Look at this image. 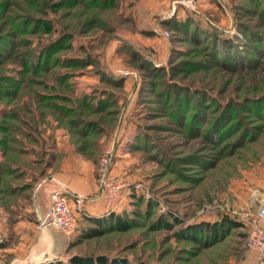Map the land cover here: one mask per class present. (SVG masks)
<instances>
[{
  "label": "rangeland",
  "instance_id": "obj_1",
  "mask_svg": "<svg viewBox=\"0 0 264 264\" xmlns=\"http://www.w3.org/2000/svg\"><path fill=\"white\" fill-rule=\"evenodd\" d=\"M176 1L0 0V264L48 243L37 264H256L264 0ZM105 158L121 191L95 215ZM59 181L83 201L76 237L42 225ZM112 213L128 228L92 221Z\"/></svg>",
  "mask_w": 264,
  "mask_h": 264
},
{
  "label": "built area",
  "instance_id": "obj_2",
  "mask_svg": "<svg viewBox=\"0 0 264 264\" xmlns=\"http://www.w3.org/2000/svg\"><path fill=\"white\" fill-rule=\"evenodd\" d=\"M197 0H177L175 2L176 7H184L186 9L193 10L196 8ZM108 157V155L106 156ZM103 160L105 164V172L103 173L102 183L104 187H110L108 197L104 196V200L100 197H96L95 201L103 200L107 208L112 209L121 191L119 185L112 187L110 184V178L107 177V171L109 170L111 160ZM101 183V184H102ZM103 186V185H102ZM77 209L83 210V201L79 197L75 199ZM73 202V200H72ZM71 197L62 188H56L52 191L50 196V203L46 212V215L42 218V225L50 224L54 228L58 229L67 238H72L78 230V219L72 208ZM250 230L247 238V248L256 252L258 255V261L256 264H264V198L260 202V206L256 214L249 220Z\"/></svg>",
  "mask_w": 264,
  "mask_h": 264
},
{
  "label": "crops",
  "instance_id": "obj_3",
  "mask_svg": "<svg viewBox=\"0 0 264 264\" xmlns=\"http://www.w3.org/2000/svg\"><path fill=\"white\" fill-rule=\"evenodd\" d=\"M52 186H53V188L51 189V191L49 193V196H48V200L46 202V209H48V206H49V203H50L51 193L56 188H62V189H64L65 191H67V193L69 194L70 197L71 196L72 197H75V196H77L80 193V192L76 191L75 189H73V187L71 185H67V184H65L63 182H60V181L57 182L56 184L53 183ZM89 192H93V191L90 190V189H88V193ZM72 204H75V203L72 202ZM30 209L32 210L31 214H32L33 218L36 219V221H38V219H40V218L43 217L44 212L42 211L43 210V207L41 205L40 206L33 205V206L30 207ZM106 210H107V206L104 203V201H102V200L92 201L91 203H89V205H86V211L88 213L90 212V213L95 214V215L103 214V213H105ZM46 212H47V210H46ZM40 230L44 234L46 233L45 234L46 237L47 236L50 237L49 229H45V230L40 229ZM53 249H54L53 243L52 244L48 243L47 244V247L45 249L37 250L34 254H32L31 256L27 257L28 258V261L25 260L26 261L25 264H37V263L43 261L44 259L48 258L50 256V254H55V252H53ZM251 255L254 257L253 254H251ZM257 261H258V258H257ZM257 261H256V263H257Z\"/></svg>",
  "mask_w": 264,
  "mask_h": 264
},
{
  "label": "trees",
  "instance_id": "obj_4",
  "mask_svg": "<svg viewBox=\"0 0 264 264\" xmlns=\"http://www.w3.org/2000/svg\"><path fill=\"white\" fill-rule=\"evenodd\" d=\"M188 21H190V20H188ZM174 23H176L175 21H174ZM187 23V22H186ZM181 25V24H180ZM182 25H184V26H186L185 24H182ZM187 27V26H186ZM224 34V33H223ZM223 36V35H222ZM224 39H227V36L226 37H224ZM86 216V215H85ZM122 216L123 215H121L120 213H117V214H110V215H108L107 217H102V218H95V219H93L92 221L93 222H96V224H98V226L99 227H103V226H105L106 224H117L118 225V227H120V229H126V228H128L127 227V225L125 224L126 223V221L124 220V219H122ZM86 219H88L87 217H86ZM203 224V223H202ZM202 224H200V225H197V226H204V225H202ZM220 224V223H219ZM221 224H223V226H227L228 228L229 227H232V226H235V225H237V223H235L234 221H232L231 219H229V218H225V220L223 221V222H221ZM192 227H195V226H192ZM207 227L210 229V230H212V229H217L218 227H217V225H214V227H211V225H207ZM82 230H83V228H81V226L79 225V223H78V230H77V232L74 234V236L73 237H76V236H78L81 232H82ZM100 230H94V232L92 233V234H94V236L95 235H98V234H100ZM121 261V263H123V264H128V262H127V260H125V259H122V260H120ZM73 262L75 263V264H108V260L106 261L105 260V258H101L100 256L98 257V258H96V259H94V258H85V259H83V258H81V257H75L74 259H73ZM112 262H115V264H118L119 263V261L118 260H116V259H114V260H112Z\"/></svg>",
  "mask_w": 264,
  "mask_h": 264
}]
</instances>
